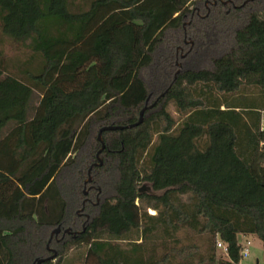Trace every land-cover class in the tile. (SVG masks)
Masks as SVG:
<instances>
[{"label":"trees","instance_id":"obj_1","mask_svg":"<svg viewBox=\"0 0 264 264\" xmlns=\"http://www.w3.org/2000/svg\"><path fill=\"white\" fill-rule=\"evenodd\" d=\"M224 1L0 0V33L27 51L0 50V264L48 247L43 264L75 249L81 264H166L146 244L156 225L211 234L197 264H238L240 235L264 245V0ZM148 97L139 125L103 132L97 165L99 129L137 122ZM143 162L156 196L139 192Z\"/></svg>","mask_w":264,"mask_h":264},{"label":"rangeland","instance_id":"obj_2","mask_svg":"<svg viewBox=\"0 0 264 264\" xmlns=\"http://www.w3.org/2000/svg\"><path fill=\"white\" fill-rule=\"evenodd\" d=\"M206 5H209V2H206ZM192 41V39H188ZM193 44V41H192ZM191 44V45H192ZM0 50L3 51V57L6 58L10 63L15 59H23L27 54L26 49L15 42H12L6 36H3L0 33ZM186 56V52L180 53L179 57L182 58ZM11 65V64H10ZM177 68L175 73H179L183 69V62L177 60ZM169 110L172 115L178 120V127L180 126L179 114L175 110L173 104L169 105ZM157 140V137L154 139ZM158 141V140H157ZM156 141V142H157ZM147 164L142 163L143 175L139 183V188H143L141 193H148L151 195H158L162 191L155 189L153 185L148 180V172L145 171ZM180 198L183 202L190 204L193 201L192 193L185 192L180 194ZM137 204L141 207L142 213L147 212L149 215H157L159 210L155 209L151 203L148 202L146 198L139 197L136 200ZM161 208H163L161 206ZM147 237V246H152V243H155L158 247L157 254L158 256H163L166 252L170 254V261L166 264H197L200 260L208 256L213 251V239L211 234L204 232L201 233L196 229H193L187 225H176L165 227L163 225H156L154 230ZM252 241L250 246L251 257L248 259L249 264H256V258H259V264H264V247L261 240L256 236L249 234L247 236ZM84 248L80 249L82 251ZM216 257H223L221 251L215 247L214 249ZM78 251L75 249L71 251L69 257L67 258L65 264H81L78 258ZM165 264V263H164Z\"/></svg>","mask_w":264,"mask_h":264},{"label":"water","instance_id":"obj_3","mask_svg":"<svg viewBox=\"0 0 264 264\" xmlns=\"http://www.w3.org/2000/svg\"><path fill=\"white\" fill-rule=\"evenodd\" d=\"M229 1V0H228ZM228 1H224V3L226 4ZM246 3V2H244ZM243 5V4H242ZM149 98L146 100V105L144 106V108L141 110L140 112V117H139V120L135 123H131V124H127V125H120V124H109V125H104L102 126L100 129H99V132H98V140L99 142L101 143V148L99 149L98 153H97V159H98V162L96 163L97 165H101L102 164V159L100 157V153L104 150L105 148V143H104V139H103V132L104 131H108V130H122V129H126V128H132V127H135L137 125H139L142 121H143V116H144V112L145 110L149 107L148 106V101H149ZM92 167L91 166L88 170V178L86 179L85 183H89L92 181V175H91V170H92ZM100 190V189H99ZM143 190V188H140L139 189V192H141ZM87 189L84 190V194H87ZM84 203H85V200H84ZM62 231V228L61 226H57L56 228H54L51 232V237L53 236H57L60 232ZM63 235H66V234H73L74 236L76 235V232L72 230L71 227H68V228H65L63 231ZM51 251H52V254L47 256V257H44V258H36L32 263L30 264H43L44 262L48 261V260H54L57 256V251L53 248H50L48 247ZM258 263V262H257Z\"/></svg>","mask_w":264,"mask_h":264},{"label":"built area","instance_id":"obj_4","mask_svg":"<svg viewBox=\"0 0 264 264\" xmlns=\"http://www.w3.org/2000/svg\"><path fill=\"white\" fill-rule=\"evenodd\" d=\"M260 114L261 116L259 122V129L261 132L264 133V109L261 110ZM261 146L264 147V142L261 143ZM242 236H247V235H240L239 237L240 260L238 264H249L248 259L251 257L250 246L252 245V241L250 240L249 237H244V239H241ZM216 245L217 248L221 251L223 257H226L228 255V244L218 239ZM259 262H260L259 258H256V264H259Z\"/></svg>","mask_w":264,"mask_h":264},{"label":"flooded vegetation","instance_id":"obj_5","mask_svg":"<svg viewBox=\"0 0 264 264\" xmlns=\"http://www.w3.org/2000/svg\"><path fill=\"white\" fill-rule=\"evenodd\" d=\"M216 1H218V0H214V3L216 4ZM93 188H95V187H93ZM87 194H88V191H87ZM87 194H85V195H87ZM97 201H98V196H97ZM62 232H60L57 236L55 235V238L56 239H59V236H60V234H61ZM62 235H63V233H62Z\"/></svg>","mask_w":264,"mask_h":264}]
</instances>
